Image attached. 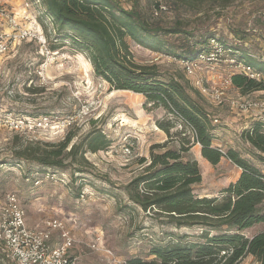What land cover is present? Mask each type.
I'll list each match as a JSON object with an SVG mask.
<instances>
[{
	"label": "rangeland",
	"instance_id": "374dc122",
	"mask_svg": "<svg viewBox=\"0 0 264 264\" xmlns=\"http://www.w3.org/2000/svg\"><path fill=\"white\" fill-rule=\"evenodd\" d=\"M26 1L2 0L23 27L30 24L23 15ZM114 1L126 10L138 3L142 11L162 2L167 7L160 20L165 28L175 25L181 17L195 31L196 38L207 34L247 58L264 62V0H234L224 9H207L206 15L204 11L195 15L183 11L182 16L166 0ZM28 13L32 17L29 20L36 19L42 27L48 52L38 42L26 41L0 58V202L6 194H16L31 227L50 219L65 222L77 241L71 255L78 264H129L133 260L149 264L155 260L150 255L152 248L175 243L180 236L198 234L195 229H177L162 223L153 212L132 207L125 193V186L142 172L139 160H150L153 146L166 142L168 148L179 146L182 136L176 137L175 133L183 131L181 122L175 121L172 141L157 126V122H166L171 115L148 104L143 95L116 92L96 77L83 53L69 42H57L43 5H33ZM0 31L10 32L1 21ZM166 40L176 48L188 43L184 37ZM51 44L61 47L52 52ZM130 48L136 63L157 66L164 81L182 78L199 90L194 82L200 80L208 91L222 88L227 100L221 105L212 103L199 91L215 126L214 147L223 152H239L264 173L257 152L241 138L260 113L243 112L232 106L244 100L264 105L263 93L242 95L234 86H226L232 74L228 63L201 65L193 78L186 75L182 60L154 53L131 41ZM226 59L231 57L223 58ZM96 138H101L99 146L104 148L91 144ZM26 144L31 145L37 158L52 162V167L19 161L16 152ZM186 158L197 159L202 183L194 187V194L201 198L219 197L242 172L226 158L217 166L193 151ZM125 205L130 207L126 209ZM260 228L245 230L243 235L252 238L261 232ZM58 243L55 235L50 246ZM106 252H111L112 259ZM0 264H13L2 250ZM239 264L260 263L249 256Z\"/></svg>",
	"mask_w": 264,
	"mask_h": 264
},
{
	"label": "trees",
	"instance_id": "16d2710c",
	"mask_svg": "<svg viewBox=\"0 0 264 264\" xmlns=\"http://www.w3.org/2000/svg\"><path fill=\"white\" fill-rule=\"evenodd\" d=\"M41 2L45 16L54 26L57 42H69L83 53L96 77L114 90L143 95L148 104L163 108L173 119L159 121L157 126L172 141L175 121L181 122L183 131L175 133L176 137L182 136L179 146L168 148V142L153 146L150 160H139L142 172L125 186V193L132 207L153 212L162 223L177 229H195L199 233L180 236L175 243L152 248L150 255L155 260L149 264H239L249 256L264 264V230L252 238L243 235L245 230L264 226V173L239 152L233 149L223 152L214 147L215 126L199 91L182 78L162 80L157 66L136 63L130 41L154 53L192 61L208 51L211 40H217L230 57L263 74L261 82L234 75L232 84L242 95L264 94V62L247 58L207 34L196 38L195 31L181 17L175 25L165 28L160 21L163 13L154 15L159 2L145 11L135 2L131 10H126L114 0ZM233 2L166 0L180 16L183 11L194 15L204 11L206 15L207 9H224ZM170 37H184L188 43L176 48L166 40ZM60 47L51 44L50 50L56 52ZM241 138L257 152L258 161L264 165V123L257 120ZM101 142V138H96L91 144L99 146ZM196 145L201 146L202 158L211 165L217 166L226 158L242 170L239 179L221 191L219 197L201 198L194 194V187L202 183V174L198 162L187 159L186 155ZM21 147L16 152L19 161L52 167V162L36 157L30 144ZM129 264L146 263L133 260Z\"/></svg>",
	"mask_w": 264,
	"mask_h": 264
},
{
	"label": "built area",
	"instance_id": "2783aa9c",
	"mask_svg": "<svg viewBox=\"0 0 264 264\" xmlns=\"http://www.w3.org/2000/svg\"><path fill=\"white\" fill-rule=\"evenodd\" d=\"M33 5L42 6L41 0H28L23 7L24 16L30 22L27 27H23L15 14L4 5L0 0V21L9 27L10 32L0 31V58L7 56L17 44L22 42L36 41L44 52H48L47 40L42 27L35 19L30 21L31 15L28 13ZM167 11V7L162 2L159 10L155 12L158 17ZM31 17V18H30ZM32 20V19H31ZM230 56L229 52L217 41L211 40L207 52L201 54L192 61H182L184 71L188 77H196L201 65L218 66L220 63H228L232 68V74L225 85L233 86L232 77L243 75L250 80L261 82L263 74L252 66L243 62H238L234 58L223 60ZM194 86L200 93L206 96L212 103L221 105L226 99V93L222 88H214L210 91L202 88V82L196 80ZM234 108L243 112L259 111L258 121L264 123V105L243 101V103H232ZM19 126L16 128L18 129ZM36 184H40L39 181ZM55 235H58L59 243L51 247ZM77 241L72 235L71 229L60 219H50L36 227L28 224L27 213L22 207L18 196L14 193L5 195L0 202V250L6 253L8 259L13 264H78L77 259L73 258L71 251L76 247ZM99 251L96 245L90 246ZM106 256L112 259L111 252H106ZM111 255V256H110ZM127 264V263H123Z\"/></svg>",
	"mask_w": 264,
	"mask_h": 264
},
{
	"label": "crops",
	"instance_id": "0c3cea01",
	"mask_svg": "<svg viewBox=\"0 0 264 264\" xmlns=\"http://www.w3.org/2000/svg\"><path fill=\"white\" fill-rule=\"evenodd\" d=\"M249 125H251L252 126V123L251 124H249ZM251 126H247L245 129H248V127H251ZM195 152V153H197V154H199V156L201 155V146L200 145H196V146H194L193 147V149L191 150V152ZM197 160V159H196ZM225 159H222V161L221 162H223ZM256 227H261L260 229H261V232L264 230V226L262 225V224H260V225H257ZM263 227V228H262Z\"/></svg>",
	"mask_w": 264,
	"mask_h": 264
},
{
	"label": "bare ground",
	"instance_id": "6f19581e",
	"mask_svg": "<svg viewBox=\"0 0 264 264\" xmlns=\"http://www.w3.org/2000/svg\"><path fill=\"white\" fill-rule=\"evenodd\" d=\"M116 92H119V91H116ZM116 92H115V93H116ZM120 92H123V93H130V92H128V91H120Z\"/></svg>",
	"mask_w": 264,
	"mask_h": 264
}]
</instances>
